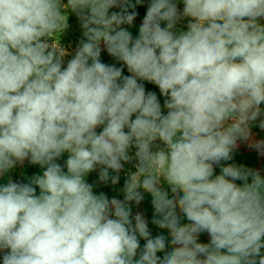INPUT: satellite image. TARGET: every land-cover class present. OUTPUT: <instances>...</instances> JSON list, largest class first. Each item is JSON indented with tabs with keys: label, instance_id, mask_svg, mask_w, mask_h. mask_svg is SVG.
I'll return each mask as SVG.
<instances>
[{
	"label": "clouds",
	"instance_id": "9594fccd",
	"mask_svg": "<svg viewBox=\"0 0 264 264\" xmlns=\"http://www.w3.org/2000/svg\"><path fill=\"white\" fill-rule=\"evenodd\" d=\"M254 129L264 0H0V264H264Z\"/></svg>",
	"mask_w": 264,
	"mask_h": 264
},
{
	"label": "rangeland",
	"instance_id": "374dc122",
	"mask_svg": "<svg viewBox=\"0 0 264 264\" xmlns=\"http://www.w3.org/2000/svg\"><path fill=\"white\" fill-rule=\"evenodd\" d=\"M141 14H143V9H141ZM70 24L72 25V27L69 30V32L66 34V36L64 37V43L71 44L72 46H75V42L79 38V31H78L77 21L74 17L70 19ZM105 59H108V58L105 57ZM254 131L258 133V136H264V133L260 132L259 129H254ZM236 159L241 160V161H245L248 164L256 166V167H260L262 164V161L260 158H258L257 154L255 152L249 150L246 145H241L240 149L236 153ZM23 170L28 172L29 174H31L36 169L29 168L26 166ZM13 175L15 177H18L19 176V169L16 173H13ZM92 178L95 179V174H93ZM103 190L105 192H107L110 196L117 194L116 191L110 190L109 188H104ZM141 208L144 209L148 213L149 216L151 215V209H150V206L148 204L147 199L141 205ZM155 231L156 230L153 229L154 234H155Z\"/></svg>",
	"mask_w": 264,
	"mask_h": 264
}]
</instances>
